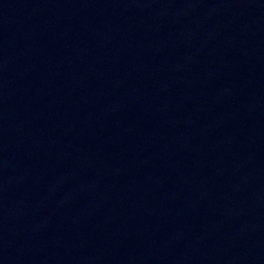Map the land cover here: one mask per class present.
Returning <instances> with one entry per match:
<instances>
[{
	"label": "water",
	"instance_id": "obj_1",
	"mask_svg": "<svg viewBox=\"0 0 264 264\" xmlns=\"http://www.w3.org/2000/svg\"><path fill=\"white\" fill-rule=\"evenodd\" d=\"M0 264H264V0H0Z\"/></svg>",
	"mask_w": 264,
	"mask_h": 264
}]
</instances>
